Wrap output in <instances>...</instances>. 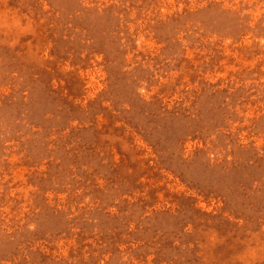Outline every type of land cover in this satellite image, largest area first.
<instances>
[{"label":"rangeland","instance_id":"1","mask_svg":"<svg viewBox=\"0 0 264 264\" xmlns=\"http://www.w3.org/2000/svg\"><path fill=\"white\" fill-rule=\"evenodd\" d=\"M0 264H264V0H0Z\"/></svg>","mask_w":264,"mask_h":264}]
</instances>
